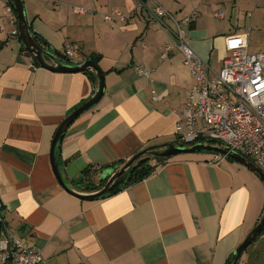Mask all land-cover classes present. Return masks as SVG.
Listing matches in <instances>:
<instances>
[{"label": "crops", "instance_id": "0c3cea01", "mask_svg": "<svg viewBox=\"0 0 264 264\" xmlns=\"http://www.w3.org/2000/svg\"><path fill=\"white\" fill-rule=\"evenodd\" d=\"M49 1L24 0L34 33L50 53H61L64 58L57 59L63 63L82 64L101 55L106 83L103 99L75 121L62 142L58 163L66 182L75 189L72 181L80 185L90 169V181L99 185L140 151L177 145L175 127L193 81L179 50L161 58L171 41L168 30L150 25L141 10L126 22L102 20L103 13L130 14L134 0H57L54 7ZM154 2L178 18L198 15L178 1L173 7L171 0H153L148 7ZM74 7L90 13L79 17ZM9 8L0 0V43L6 42L0 49L1 234L37 248L48 264H226L264 216V182L231 158L196 152L160 165L151 160L158 168L150 177L104 199L83 200L67 192L53 171V140L97 87L85 73L36 66L21 51L19 35L12 34L18 21ZM245 16L255 28L225 24L217 32L195 17L192 46L214 71L223 61L211 64L217 36L225 41V56L228 37L248 32L249 47L258 15ZM68 44L77 47L71 59L64 54ZM259 52L264 49L250 53ZM136 66L150 78L139 75ZM240 264H264V235Z\"/></svg>", "mask_w": 264, "mask_h": 264}, {"label": "built area", "instance_id": "2783aa9c", "mask_svg": "<svg viewBox=\"0 0 264 264\" xmlns=\"http://www.w3.org/2000/svg\"><path fill=\"white\" fill-rule=\"evenodd\" d=\"M134 1L135 9L130 14L117 11L104 18L108 22H126L141 10L146 13L150 25L168 30L171 41L164 46L161 58L167 60L174 49L179 50L193 81L175 127L178 142L187 147L206 141L216 142V146L227 149L228 153L237 152L249 160L254 159L252 162L264 173V52H249L248 32L228 37V54L222 61L221 70L216 72L192 46L190 28L196 12L178 18L157 2L149 8L147 3L153 0ZM8 10L11 12L10 8ZM73 11L79 17L90 13L82 7H74ZM216 17L223 19L224 13L218 12ZM167 22L172 23V29ZM12 34L17 36L18 30ZM64 54L69 59L74 58L77 47L66 45ZM135 71L147 78L151 76L142 66H136ZM1 210L0 203V225L4 228ZM0 264L48 262L37 248L27 247L21 239L1 234Z\"/></svg>", "mask_w": 264, "mask_h": 264}, {"label": "water", "instance_id": "95a60500", "mask_svg": "<svg viewBox=\"0 0 264 264\" xmlns=\"http://www.w3.org/2000/svg\"><path fill=\"white\" fill-rule=\"evenodd\" d=\"M10 1L12 3L15 13L17 14L19 40L21 41L24 48L32 55L34 61L40 67L58 73H78V72L83 73L87 70H91L95 72L96 77L98 79L97 89L93 94V96L89 99V101H87L83 106H81L76 111H74L73 114L64 121V123L60 126L53 140L52 149H51V163H52L53 171L59 183L67 192L83 200H96L110 193L113 190L116 181L119 178H121L130 168H132L140 159L144 157H150L154 159H170L183 154H191L196 152H213L223 157L231 158L241 163L242 165L246 166L247 168H249L264 182V173L257 167V165L237 152L228 153V150L225 148L207 143H198L191 147H187V146L181 147L174 144H163L159 146L148 147L143 151H140L132 159H130L125 165H123L122 167H118L117 169H114L115 170L114 173L106 178L108 180L105 186L100 191L90 194H84L73 189V187H71L64 179L63 174L59 167V163H58L59 146L63 142L68 130L75 123V121L85 113L94 109L105 96V92H106L105 74L91 60H87L82 64H67L58 61L53 53H50L49 51L41 47L34 39L33 32L30 29V24L28 21L24 0H10ZM263 227H264V217L252 229V231L246 237L244 242L234 252L233 254L234 261L232 262V264H240L242 255L257 239Z\"/></svg>", "mask_w": 264, "mask_h": 264}, {"label": "rangeland", "instance_id": "374dc122", "mask_svg": "<svg viewBox=\"0 0 264 264\" xmlns=\"http://www.w3.org/2000/svg\"><path fill=\"white\" fill-rule=\"evenodd\" d=\"M57 0H51L48 2L49 7H54L58 6L54 3ZM174 5L172 4L173 7L178 6V2L186 4L189 9H196L198 12L197 17H199V24L201 26H204L206 28L218 30L219 32L220 28H222L225 24L226 27L231 26H236V27H241L244 28V31H249L250 29L255 28V26L251 25V19L246 18V13L247 12H252L254 15H258V24H259V29H254L250 32V41H249V48L250 52H257L259 50L264 49V0L262 4L257 5L255 3V0H171ZM28 3V2H27ZM59 3V2H58ZM65 3V2H64ZM68 4V3H66ZM26 5V10L27 6ZM58 12H61L60 8H57ZM218 12H223L225 15L224 20H219L216 17V13ZM27 15L30 16V13L27 11ZM105 15H110V14H102V20H105ZM196 17V18H197ZM169 25H171V28H173L172 23L168 22ZM159 28V27H158ZM161 29V28H159ZM262 29V31H260ZM162 30V29H161ZM191 37V36H190ZM216 43H215V53L212 57L211 64L213 66L216 65V62L219 61L221 58H225V41H223V37L217 36L216 38ZM225 56V57H224ZM58 58V57H57ZM251 161L254 162V159H251ZM95 186L97 185L96 182H91ZM98 183V182H97ZM79 191H84L82 188H77Z\"/></svg>", "mask_w": 264, "mask_h": 264}, {"label": "trees", "instance_id": "16d2710c", "mask_svg": "<svg viewBox=\"0 0 264 264\" xmlns=\"http://www.w3.org/2000/svg\"><path fill=\"white\" fill-rule=\"evenodd\" d=\"M7 4L8 6L11 8V10L13 11V13L15 14L16 18H17V14L14 11V8L12 6V3L10 0H7ZM31 31L33 32L34 35V39L36 40V42L43 47L44 49H46V47H44V44L46 43L44 41V39L42 37H40L39 35H37L36 33H34V31L32 30L31 26H30ZM20 41V40H19ZM21 42V41H20ZM6 45V42H2L0 43V49H2L4 46ZM21 51L28 54L29 56H32L22 45L21 43ZM48 51V50H47ZM56 58H64L61 53L54 52L53 53ZM58 60V59H57ZM88 60H91L96 66H98L100 68V62L102 60V56L101 55H92L91 57L88 58ZM61 62V61H60ZM70 63V61H67ZM36 66H39L36 62H34ZM85 74L88 75L89 79L94 83L95 87H97L98 85V79L96 77L95 72L91 71V70H87L85 72H83ZM207 144H211V145H217L216 142L213 141H206ZM178 146L184 147L185 145L182 143H178ZM62 150V143L59 146V150H58V155L60 156V152ZM208 153H213V152H208ZM216 154V153H214ZM151 160H156L158 165L160 164H164L167 160L169 159H154V158H150V157H144L142 159H140L132 168H130L121 178H119L116 183L115 186L113 188V190L104 195L103 197L99 198V199H104L113 195H116L118 193H120L121 191H123L125 188L132 186L134 184H137L145 179H147L148 177H150L158 168V165L156 166H152L150 164ZM125 165V164H123ZM83 174L85 175V177L81 180L80 185H77L74 181H72L75 186L74 188H82V190H84L85 192H89V193H95L100 191L106 184L108 179L102 180L100 182L99 185H92L91 181L89 179V176L91 174V170L87 169L83 172ZM86 185L85 187H82L83 185ZM91 184V185H90ZM98 200V199H96ZM264 217V216H263ZM3 231V227L2 225H0V237H1V232ZM264 235V227L262 228L261 232L259 233L258 237ZM257 237V238H258ZM234 254V253H233ZM234 261V256L231 255V257L228 259L226 264H232V262Z\"/></svg>", "mask_w": 264, "mask_h": 264}]
</instances>
